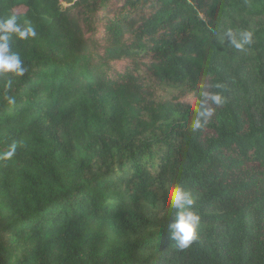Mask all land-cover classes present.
<instances>
[{
    "label": "trees",
    "instance_id": "1",
    "mask_svg": "<svg viewBox=\"0 0 264 264\" xmlns=\"http://www.w3.org/2000/svg\"><path fill=\"white\" fill-rule=\"evenodd\" d=\"M9 14L36 37L12 41L25 76L0 79V155L17 145L0 264H264V0H0ZM210 84L226 102L193 133L184 96ZM169 185L201 217L183 250L156 210Z\"/></svg>",
    "mask_w": 264,
    "mask_h": 264
},
{
    "label": "clouds",
    "instance_id": "2",
    "mask_svg": "<svg viewBox=\"0 0 264 264\" xmlns=\"http://www.w3.org/2000/svg\"><path fill=\"white\" fill-rule=\"evenodd\" d=\"M225 35L236 50H243L253 42V33L248 30L226 29ZM36 37V30L30 23L18 22L17 14H9L0 18V79L5 82V88L11 89L14 79L25 76L27 69L18 52L12 50V41L32 40ZM220 84H210V90L200 91L199 96L194 90H189L184 96L186 110L194 113L191 120V130L197 133L203 130L211 121L216 110L222 107L226 100ZM216 89V90H212ZM9 105L15 103V97L6 95ZM15 143L0 155V159H11L16 152ZM196 196L180 185H169L162 193L156 205L158 213L167 212L174 217V222L169 225L171 239L183 250L189 248L198 239V228L201 217L195 211Z\"/></svg>",
    "mask_w": 264,
    "mask_h": 264
},
{
    "label": "rangeland",
    "instance_id": "3",
    "mask_svg": "<svg viewBox=\"0 0 264 264\" xmlns=\"http://www.w3.org/2000/svg\"><path fill=\"white\" fill-rule=\"evenodd\" d=\"M103 228L108 237L111 239H114L115 241H118L117 233L116 230L113 227V224L110 222H104L103 223Z\"/></svg>",
    "mask_w": 264,
    "mask_h": 264
}]
</instances>
